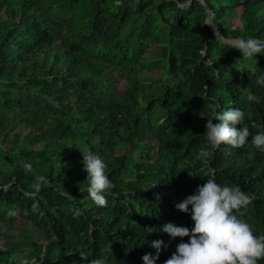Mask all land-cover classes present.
Returning <instances> with one entry per match:
<instances>
[{
    "label": "trees",
    "instance_id": "trees-1",
    "mask_svg": "<svg viewBox=\"0 0 264 264\" xmlns=\"http://www.w3.org/2000/svg\"><path fill=\"white\" fill-rule=\"evenodd\" d=\"M209 14L264 37V0H0V264H144L163 238L162 264L190 240L163 224H194L176 203L208 177L246 190L237 214L264 231V151L208 144L202 115L240 107L264 129V53L217 42ZM83 149L106 160V205L87 196Z\"/></svg>",
    "mask_w": 264,
    "mask_h": 264
},
{
    "label": "clouds",
    "instance_id": "clouds-1",
    "mask_svg": "<svg viewBox=\"0 0 264 264\" xmlns=\"http://www.w3.org/2000/svg\"><path fill=\"white\" fill-rule=\"evenodd\" d=\"M205 23L213 24L217 42L226 48L240 49L243 57H256L257 53H264V37L227 36L211 19ZM257 83L264 85V73L257 76ZM247 99L258 101L261 97L249 89ZM211 109V114H202L208 116V144L243 146L251 137V144L264 151V129L252 132L246 124H242L245 119L242 108L229 107L221 111L213 104ZM213 117L217 118L215 122ZM238 123L243 126L237 127ZM209 155L207 148H201L197 159H205ZM83 157L88 180L87 196L97 205H106V193L114 187L113 180L106 172V160L99 152L92 150L83 149ZM26 167L31 169L32 164L27 163ZM42 182L47 183V180L37 177L34 188L39 189ZM81 191L84 189L81 188ZM251 199L252 196L239 184H222L208 177L193 193L176 203L178 209L191 213L194 224L188 226L171 220L163 224L162 230L169 233L173 239L190 235V240L181 239L176 250L162 261V264H260V258L264 257V231L256 230L247 217L237 214V210L247 206ZM19 213L20 209L15 205L7 210L10 217ZM151 244L156 251L143 254L144 264H158L162 246H165L166 242L163 238H157L152 240ZM81 254L85 258L89 257L83 251ZM19 264H29V261L22 258ZM84 264H106V261L97 257L85 259Z\"/></svg>",
    "mask_w": 264,
    "mask_h": 264
},
{
    "label": "rangeland",
    "instance_id": "rangeland-1",
    "mask_svg": "<svg viewBox=\"0 0 264 264\" xmlns=\"http://www.w3.org/2000/svg\"><path fill=\"white\" fill-rule=\"evenodd\" d=\"M240 13H241V10L239 9V13H238V15H237V17H235L234 18V22H238V21H240ZM159 74H160V71H158V70H153L152 72H150V76H159ZM121 88H123V83H120V85H119V87H118V89H121ZM17 227H19V226H17ZM19 229H14V230H9V231H11V232H13V231H18Z\"/></svg>",
    "mask_w": 264,
    "mask_h": 264
},
{
    "label": "water",
    "instance_id": "water-1",
    "mask_svg": "<svg viewBox=\"0 0 264 264\" xmlns=\"http://www.w3.org/2000/svg\"><path fill=\"white\" fill-rule=\"evenodd\" d=\"M210 14H211V12H210ZM210 14L208 16V20L211 19V15ZM209 24L212 25V23H209Z\"/></svg>",
    "mask_w": 264,
    "mask_h": 264
}]
</instances>
